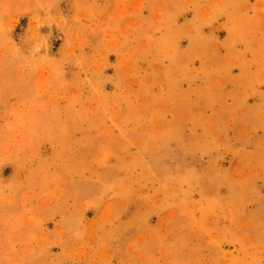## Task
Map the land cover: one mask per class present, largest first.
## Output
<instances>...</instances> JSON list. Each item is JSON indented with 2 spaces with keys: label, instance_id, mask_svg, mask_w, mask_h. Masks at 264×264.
I'll return each instance as SVG.
<instances>
[{
  "label": "rangeland",
  "instance_id": "374dc122",
  "mask_svg": "<svg viewBox=\"0 0 264 264\" xmlns=\"http://www.w3.org/2000/svg\"><path fill=\"white\" fill-rule=\"evenodd\" d=\"M0 264H264V0H0Z\"/></svg>",
  "mask_w": 264,
  "mask_h": 264
}]
</instances>
